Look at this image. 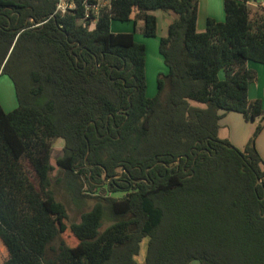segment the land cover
Segmentation results:
<instances>
[{"label": "trees", "instance_id": "trees-1", "mask_svg": "<svg viewBox=\"0 0 264 264\" xmlns=\"http://www.w3.org/2000/svg\"><path fill=\"white\" fill-rule=\"evenodd\" d=\"M57 1L0 0V76L18 104L0 103L2 264H140L146 239L142 264H264V109L248 96L249 63L264 65V9L224 0L225 21L199 32L197 0H114L90 29L81 11L55 15ZM159 10L177 17L148 98L135 32L141 20L156 38ZM112 22L134 32L113 33ZM233 112L258 120L243 149L219 137ZM60 186L81 212L73 246L58 226L68 219Z\"/></svg>", "mask_w": 264, "mask_h": 264}, {"label": "rangeland", "instance_id": "rangeland-1", "mask_svg": "<svg viewBox=\"0 0 264 264\" xmlns=\"http://www.w3.org/2000/svg\"><path fill=\"white\" fill-rule=\"evenodd\" d=\"M153 15H158L160 16L163 11H152L151 12ZM133 18V17H132ZM160 18V17H159ZM112 24L118 26V28H124L128 32L132 33L134 32V25L133 22L129 23H121V22H113ZM198 30V28H197ZM143 22L141 20L138 21V25L136 28L135 32V41L138 44H142L146 48V84H147V90L146 94L148 98H155L157 97L158 94V88H157V80L159 75L164 73V61L160 57L159 54V47H160V38L164 37L167 35L166 28L164 26V23L160 19L159 26H158V35L156 38H146L143 35ZM199 31V30H198ZM203 32V30H202ZM262 68L264 70V65L259 64V63H252L250 66V69L255 73L256 75V80L254 83H257L258 77H257V72L256 68ZM253 83V84H254ZM261 101V100H260ZM0 103L5 110V112H11L14 109L17 108L18 104L16 101L15 97V92L13 88V84L11 80L8 78V76H3L0 79ZM262 103V101H261ZM194 106L204 108L205 106L201 103H195L192 102ZM264 106V105H263ZM264 109V107H263ZM257 123H252V130L251 134L253 135L255 128H256ZM222 134L225 135L224 130L222 131ZM251 135V136H252ZM250 136V137H251ZM63 148H64V141L62 139H58L54 141L53 144V152L51 156V164L54 167V172H53V178L54 176L58 173V167L56 165V160L63 155ZM57 195H56V200L58 202H61L67 211L68 219L63 220L60 219L58 221V226L63 225L65 227V232L61 234V239L64 240L68 245L73 246L77 243L76 239L73 237L70 231V226L72 223H77L80 221V215L81 212L79 210L75 209V206L72 204L71 199L69 196L63 195L64 189L60 187H56ZM99 191L97 190L96 193ZM88 193V192H87ZM106 194H109L106 192ZM115 197H121L124 195V193L118 192V193H113L109 194ZM86 201V204L84 208L81 210L83 211H88L91 209V207L94 204L93 199H83ZM107 222H105L104 226L102 227V230L106 228ZM147 239L144 241L142 244V253L146 252V243ZM2 243V242H1ZM0 258H3V253L4 251L7 253V250L5 249L3 244H0ZM139 260V259H138ZM195 263V262H193Z\"/></svg>", "mask_w": 264, "mask_h": 264}, {"label": "crops", "instance_id": "crops-1", "mask_svg": "<svg viewBox=\"0 0 264 264\" xmlns=\"http://www.w3.org/2000/svg\"><path fill=\"white\" fill-rule=\"evenodd\" d=\"M197 1H198L197 28L199 32L205 30L207 19H214L217 22L225 21L226 15L224 12V0H197ZM249 5L252 6L254 9L262 10L264 9V0H250ZM155 16L158 20V26L161 19L162 22L164 23L166 31L169 25L177 17L173 13H165V12L161 13L160 16L158 15ZM111 31L113 33H130L126 29L118 28V26L114 24H111ZM251 65L252 62L249 63V68ZM165 72H166V67L164 65V73ZM256 72H257L258 80L257 83L254 84L252 83L249 86L248 96L250 100H255V99L261 100L263 106L264 105V70L258 67L256 68ZM1 78L2 76H0V79ZM255 123H258V120ZM252 128H253L252 122L247 121L243 115L234 112L228 113L225 114L222 120L220 121L219 137L221 139L228 140L236 148L243 149L248 143L250 136L252 135L251 134ZM223 130L225 132V135L222 134ZM256 148L260 153L262 159L264 160V127L262 132L259 134L258 138L256 139ZM0 244H2L1 241ZM145 253H142V247H141V252L140 255L138 256L139 259L138 262L140 264L144 263ZM3 255H4L3 258H0V264H2L5 258L7 257V253L4 251ZM191 264H198V263L192 262Z\"/></svg>", "mask_w": 264, "mask_h": 264}, {"label": "built area", "instance_id": "built-area-1", "mask_svg": "<svg viewBox=\"0 0 264 264\" xmlns=\"http://www.w3.org/2000/svg\"><path fill=\"white\" fill-rule=\"evenodd\" d=\"M114 0H81L78 4L75 0H58L56 3L55 15L65 16L67 14H76L81 11L82 14L78 21L94 29L99 17L112 8Z\"/></svg>", "mask_w": 264, "mask_h": 264}]
</instances>
